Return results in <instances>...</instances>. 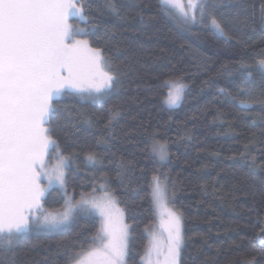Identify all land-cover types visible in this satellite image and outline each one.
<instances>
[{
  "label": "trees",
  "instance_id": "trees-1",
  "mask_svg": "<svg viewBox=\"0 0 264 264\" xmlns=\"http://www.w3.org/2000/svg\"><path fill=\"white\" fill-rule=\"evenodd\" d=\"M203 2L224 35L199 11L196 23H182L161 0H115L116 12L106 0H81L89 23L71 20L85 29L75 39L103 50L116 83L97 101L70 92L53 101L47 127L59 147L51 152L70 157L65 189L74 202L105 189L115 196L130 227L128 264H143L156 219L154 172L182 217L180 264H264V77L255 65L264 0ZM169 79L187 85L174 110L157 87ZM154 139L166 142V163L150 155ZM65 200L53 189L44 210H62ZM99 224L79 213L63 231L21 233L11 251L0 250V264H70Z\"/></svg>",
  "mask_w": 264,
  "mask_h": 264
},
{
  "label": "snow or ice",
  "instance_id": "snow-or-ice-1",
  "mask_svg": "<svg viewBox=\"0 0 264 264\" xmlns=\"http://www.w3.org/2000/svg\"><path fill=\"white\" fill-rule=\"evenodd\" d=\"M161 3L177 11L186 23L196 22V11L201 21L208 15L210 26L224 33L203 0H189L187 7L183 0H161ZM106 7L117 11L115 0H106ZM70 17L89 23L81 0H0V245L6 246L0 250L11 251L16 238L29 231L33 223L51 230L78 213H96L100 218L96 234L87 248L70 257V264H126L128 225L106 189L99 199L82 195L74 203L67 198L62 212L39 216L33 212L41 208L47 190L41 186L42 177L47 178L49 185L58 183L64 188L66 183L64 168L68 157L58 155L52 171L45 163L49 149L59 147L50 135V128L45 126L54 112L53 101L65 89L82 97L83 94L93 99L102 97L116 83L114 74L106 70L110 65L103 50L91 47L88 40L74 38L85 29L74 28L69 23ZM255 65L264 77V53ZM241 67L246 71L245 80L251 83L252 71ZM157 87L167 89L164 106L174 108L182 101L187 85L169 79ZM150 155L166 161L169 155L166 142L154 139ZM87 160L93 166L96 164L92 153ZM149 187L154 205L166 212L167 219L162 220V232L152 235L142 259L144 264H179L183 244L181 217L168 208L167 184L160 175L155 172L151 175Z\"/></svg>",
  "mask_w": 264,
  "mask_h": 264
},
{
  "label": "rangeland",
  "instance_id": "rangeland-1",
  "mask_svg": "<svg viewBox=\"0 0 264 264\" xmlns=\"http://www.w3.org/2000/svg\"><path fill=\"white\" fill-rule=\"evenodd\" d=\"M183 3H184V5L187 7V4L189 3V0H183ZM166 8H167V7H166ZM171 11H173V13L176 15V17H177L182 23H184V24H186V25H192V24H194V23H196V22L198 21V18H197V19H196V22H187V23H186V22H184V20L180 17V15H179V13H178L177 11H175V10H171ZM195 15H196V17H197V11H196ZM72 19H79V20H80L79 17H70V18H69V23H70V24H71V20H72ZM215 31H216V30H215ZM216 32H217V31H216ZM217 33H218V32H217ZM218 34H219V35H224V33H223V34L218 33ZM76 39H77V38H76ZM77 40H86V39H77ZM89 45H90V44H89ZM106 62H107L108 65H110V69H106V70H110V71L112 72V67H111L110 62H108L107 60H106ZM112 73H113V72H112ZM184 84H185V83H184ZM110 89H111V88H110ZM110 89H108L107 91H109ZM186 89H187V88H186ZM107 91H106V92H107ZM65 92H70V93H76V94H79V93H77V92H75V91H73V90H71V89H65V90H62L61 94H60L56 99L61 98ZM84 95H87V94H84ZM184 96H185V92H184V95H183V99H182V101L179 103L178 106H176V107H174V108H168V107L165 106V108L168 109V110H174V109L179 108V107L181 106L183 100H184ZM92 99H93V98H92ZM99 99H100V97L95 98V99H93V100H94V101H97V100H99ZM49 118H50V116H49ZM45 126L47 127V125H45ZM53 149H54V148H50L48 154H47L46 157H45V163L48 165V170H49V171H52V170L55 168L56 164L58 163V160H57V156H58V155H63V156H65V155L62 154L60 151L51 152ZM65 157H68V156H65ZM167 161H168V159H167L166 161H163L162 163H166ZM160 162H161V161H160ZM70 163H71V160H70V157H68L67 167L64 168L65 180H66V172H67V168L69 167ZM161 180H162L164 183L167 184L166 180H163L162 178H161ZM40 183H41V186L44 187V188H46L47 190H46V192H45V194H44V197H43L42 200H41V208H40V209H34V210H33V212L35 213V216H39L41 213H58V212H62V211H64V208H65V207H64L62 210H59V211L46 212V210H44L43 201H44L45 197L47 196V194H48L51 190H53V189H61V190L63 191V193H64V196H65V191H66L65 187H66V183H65V187H64V188H61L60 185H59L58 183H53V184L49 185V184H48V180H47L46 177H42ZM111 194H112V193H111ZM103 195H104V193H101V194H92V195H86V196L95 197V198L99 199V198H101ZM112 196L114 197V199H115V201H116V203H117V200H116L115 196H114L113 194H112ZM167 197H168V189H167ZM65 198H66V199H67V198H71V195H69V194L67 193V197L65 196ZM79 200H80V199H79ZM79 200H78V201H79ZM72 201H73V200H72ZM73 202H74V201H73ZM76 202H77V201H76ZM74 203H75V202H74ZM167 204H168V208H170L172 211H175L178 215H180V214L178 213V211L175 210L174 207L170 205V203H169V199L167 200ZM117 206L120 208V206L118 205V203H117ZM120 209H121V208H120ZM154 209H155V218H156V219H155L154 223H153L150 227H148V229H147V235H148V238H149L148 245H149V242H150V240H151V238H152V235H153L154 233L159 234V233L162 232V220H166V219H167V214H166V212H164L163 209H160V208L156 207L155 205H154ZM121 210H122V209H121ZM122 212H123V210H122ZM81 213H82V212H81ZM78 214H79V213H78ZM92 214H94L95 216H97V217L99 218L98 214H96V213H92ZM76 215H77V214H76ZM76 215H74L73 218L69 220V222H67L66 224L60 226L59 228L51 229V230H50V229H47V228H44V227H38V226L35 225V223H33V224L30 226L29 231H27V232H41V231H47V232H59V231H63V230H65V229H67V228L71 225V223L74 221ZM35 216L33 217V220L35 219ZM180 217H181V215H180ZM123 218H124V222L126 223V219H125V214H124V212H123ZM99 219H100V218H99ZM181 222H182V217H181ZM182 223H183V222H182ZM126 224H127V223H126ZM127 225H128V224H127ZM128 230H129V236H128V248H129V240H130V227H129V226H128ZM182 233H183V224H182ZM183 240H184V238H183ZM182 246H183V244H182ZM181 249H182V247H181ZM180 254H181V251H180ZM144 255H145V254H144ZM153 258L155 259V254H154ZM162 259H163V258L161 257V260H162ZM142 263L144 264L143 259H142ZM126 264H128V249H127V253H126ZM179 264H180V261H179Z\"/></svg>",
  "mask_w": 264,
  "mask_h": 264
}]
</instances>
